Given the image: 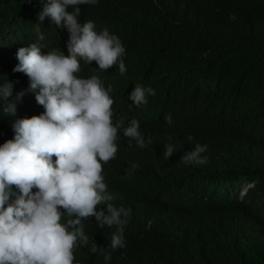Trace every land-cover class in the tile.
<instances>
[{
	"label": "trees",
	"instance_id": "trees-1",
	"mask_svg": "<svg viewBox=\"0 0 264 264\" xmlns=\"http://www.w3.org/2000/svg\"><path fill=\"white\" fill-rule=\"evenodd\" d=\"M30 1L0 0V83H13L14 96L24 90L21 73L13 72L16 53L31 39L29 20L41 7L33 0L30 11ZM79 7L125 47L127 76L135 80L125 94L138 83L156 94L144 106L130 103L145 147L118 132L116 156L102 165L112 199L97 208L131 209L125 247L112 250L115 226L101 229L90 217L76 260L105 264L103 254L91 252L95 243L110 253L109 264H264V0H98ZM34 108L25 97L12 116L0 104V144L13 138L15 120L38 114ZM115 109L114 123L133 116ZM167 144L176 148L169 159ZM196 144L207 145L206 163H181Z\"/></svg>",
	"mask_w": 264,
	"mask_h": 264
},
{
	"label": "clouds",
	"instance_id": "clouds-1",
	"mask_svg": "<svg viewBox=\"0 0 264 264\" xmlns=\"http://www.w3.org/2000/svg\"><path fill=\"white\" fill-rule=\"evenodd\" d=\"M39 3L29 20L32 37L19 44L13 68L24 90L14 96L13 83H0L4 114L15 116L25 97L38 112L15 120L13 138L0 144V264H80L73 250L86 244L84 221L90 217L101 229L115 226L112 250L125 247L131 209L110 203L97 208L112 199L102 165L116 156L118 132L145 147L138 109L130 103L144 106L156 92L138 83L125 94L135 82L127 76L125 47L79 7L98 0ZM29 6L33 11V0ZM115 108L133 116L114 123ZM171 116L165 118L169 125ZM206 151L207 145L196 144L180 162L204 164ZM175 152L167 144L163 155L169 159ZM91 252L109 264L106 248L93 243Z\"/></svg>",
	"mask_w": 264,
	"mask_h": 264
},
{
	"label": "rangeland",
	"instance_id": "rangeland-1",
	"mask_svg": "<svg viewBox=\"0 0 264 264\" xmlns=\"http://www.w3.org/2000/svg\"><path fill=\"white\" fill-rule=\"evenodd\" d=\"M248 187H249V185L247 187L245 186V188H248Z\"/></svg>",
	"mask_w": 264,
	"mask_h": 264
}]
</instances>
